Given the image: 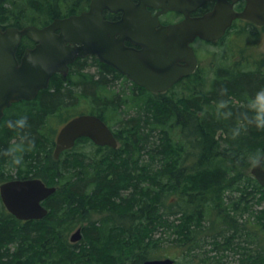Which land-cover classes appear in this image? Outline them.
Segmentation results:
<instances>
[{"label": "trees", "instance_id": "obj_1", "mask_svg": "<svg viewBox=\"0 0 264 264\" xmlns=\"http://www.w3.org/2000/svg\"><path fill=\"white\" fill-rule=\"evenodd\" d=\"M89 2L0 0V26H40ZM28 42L20 41L17 58ZM263 62L220 68L206 88L186 78L171 95L129 87L127 95L103 65L98 77L53 76L32 100L5 109L0 153L21 135L33 141L26 168L10 179L36 176L57 188L41 219L19 220L0 200V264H141L171 246L183 264H264V187L249 171L259 158L264 168V125L255 119L264 106ZM73 88L113 127L117 148L81 137L54 159L53 116L76 106ZM20 117L23 129L9 127ZM14 167L0 154V175ZM77 227L81 241L72 243Z\"/></svg>", "mask_w": 264, "mask_h": 264}, {"label": "water", "instance_id": "obj_2", "mask_svg": "<svg viewBox=\"0 0 264 264\" xmlns=\"http://www.w3.org/2000/svg\"><path fill=\"white\" fill-rule=\"evenodd\" d=\"M169 1L168 8L184 12L185 17L178 23L156 30L154 27L158 21L150 16L146 0H137L136 3L133 0H90L86 10L54 18L43 27L33 24L21 28L0 26V121L5 108L20 100L33 99L40 88L47 86L53 72L65 74L67 63L77 56L91 53L118 68L120 64L139 67L153 62L145 54L156 49L183 50L190 59L178 74H172L170 78H131L152 91H163L177 81V77L192 72L196 67L197 60L190 46L195 38L219 39L235 18L264 26V0H245L240 11L233 9L238 0H218L210 11L196 17H190L189 10L196 9L205 0ZM105 9L121 11L122 17L117 21L104 20ZM147 27L150 29L145 30ZM55 29L60 30L58 35L54 33ZM22 36L36 44L17 59L16 50ZM125 39L141 49L135 51V48L126 47ZM80 137H88L101 146H117L112 131L100 117L79 114L58 130L54 157L58 158L60 152L71 148ZM250 173L264 187L261 158L250 168ZM54 191V186L45 185L39 178L14 179L0 184L4 207L20 220L43 218L48 211L41 201ZM80 238V228H77L70 240L73 242ZM141 264H174V259L169 256L150 258Z\"/></svg>", "mask_w": 264, "mask_h": 264}, {"label": "flooded vegetation", "instance_id": "obj_3", "mask_svg": "<svg viewBox=\"0 0 264 264\" xmlns=\"http://www.w3.org/2000/svg\"><path fill=\"white\" fill-rule=\"evenodd\" d=\"M133 1L135 3L137 2V0H133ZM217 1L218 0H205L196 9L189 10L188 15L190 17H196L199 15H202V14L210 11L214 7V5L216 4ZM146 2H147V10L150 13V16L156 17V19L158 21V25L154 27L155 30L159 29L161 26H167L170 24L178 23L182 19H184V17H185L184 12H182L180 10H171L168 8V5L170 3L169 0H146ZM244 4H245L244 0H239L233 4V9L236 11H239L243 8ZM122 14L123 13L121 11L111 12V11L105 9V10H103V19L109 20V21H117L122 17ZM61 17H64V16H60V17H56V18H61ZM52 19H54V18H52ZM52 19L49 22L42 24L40 26H44V25L50 23L52 21ZM246 23H247V21L244 19H238V18L234 19L230 29L234 25H237L238 26V32H240V31L244 30ZM251 25L256 27V29H258V28L263 29L264 28V26L254 25L252 23H251ZM149 29L150 28L147 27L145 30H149ZM54 33L58 35L60 33V30L55 29ZM24 38H28V37L23 36L21 38V40H23ZM196 40H201V39L196 38L191 43L195 57L197 59L196 67L194 68V70L192 72L177 77L179 79L177 81H175L172 85H170L165 91H159V92L152 91V90H150L144 86L137 84L131 78H170L172 76V74H178L182 70V67L184 65H186L188 63V60L190 59L189 54L185 53L183 50L171 51V50H167V49H156L152 52H149L150 54H145L146 58L152 59L153 62H150V65L147 63V64H145L143 66H139V67H135V66L130 67L131 65L120 64L119 65L120 68H118V67H115L113 65H110V64H107V63L101 61L97 57L96 54H91V53L86 54L85 56H77L71 62L67 63V68H66L65 74H63L60 71H55L50 75L48 86L50 85V81H51V78L53 76H57V78H61V79L81 78L80 71L88 72V73L98 77L101 74V71L99 68L101 66L105 65V66L110 67L112 69V73H113L112 78H115V82H116V84L113 85V87L116 88V90H118V91L122 92L123 90H125L126 94L130 95L131 92L127 91L128 87H129V88H132V90L134 89L135 92H137V91L143 92V90H147L153 94L164 95V94L170 93V95H171L172 94L171 92H176V90L181 88V87H179V88H175V87L181 86V84L185 81L186 78H205V75L203 74L205 72L203 71V69H200L198 51L193 46V44ZM35 44L36 43L33 40L29 39V42L21 48V54H20L19 58L25 53V51L27 49L33 48L35 46ZM124 45L126 47L135 48V51H139L141 49V47L138 45H132L127 39L124 40ZM130 56H131V54L129 53V57ZM81 68H83V69H81ZM47 87H42L40 89H44ZM137 87L140 88V90H137L136 89ZM186 87H187V85H186ZM126 100H127L126 101L127 106H134L133 103H131L132 102L131 99H126ZM125 106L123 105L122 107H125ZM54 144H55V141H54ZM59 156H58V158H59ZM30 177H36V176H30ZM45 200H46V198L42 201V204L46 207V205L44 204Z\"/></svg>", "mask_w": 264, "mask_h": 264}, {"label": "rangeland", "instance_id": "obj_4", "mask_svg": "<svg viewBox=\"0 0 264 264\" xmlns=\"http://www.w3.org/2000/svg\"><path fill=\"white\" fill-rule=\"evenodd\" d=\"M27 24L30 23H25L24 25ZM193 46L198 51L200 69H203V71L205 72L203 73L205 75V78H201L205 84L201 83V86L206 88L208 86L210 78H212L216 70H219L220 68L233 69L236 66H240L241 69L244 70L245 68H248L251 64H253L256 58L264 59V28H247L242 32H238L236 29L230 30L222 41H216L211 44H207L204 41H196L194 42ZM70 81H73V79H70ZM182 86H184V84H181V86H177L175 88H179ZM73 90L74 91L72 94L76 97L74 101L76 106H70L68 112H66V110H63V115L66 114L64 116H68V118L75 114L91 112L90 108L85 106L87 100L82 99V97H78L81 96L80 94L82 92H80V90H78L77 88H73ZM63 115H61V117L58 115L53 116L54 119L52 124L55 128V133L64 122L63 120L65 117L63 118ZM82 149L88 150L91 149V147H82ZM16 168H12L7 174L4 173L0 175V184L6 180H9L11 176H15V173L26 167L24 166V164H22L20 165L19 169ZM40 172H42V170H40ZM80 241L81 239L76 242ZM167 248L171 253L165 255L170 256L174 259H176L175 256L179 255L178 259L180 260V262L178 264H183L181 262L183 257L181 255L182 252L181 254H179V252L173 254V252H176L175 248L172 246Z\"/></svg>", "mask_w": 264, "mask_h": 264}, {"label": "clouds", "instance_id": "obj_5", "mask_svg": "<svg viewBox=\"0 0 264 264\" xmlns=\"http://www.w3.org/2000/svg\"><path fill=\"white\" fill-rule=\"evenodd\" d=\"M258 98H264V89L258 93ZM255 119L264 125V106L256 114ZM9 127L23 129L26 125V117H20L15 122L9 120ZM33 147V141L25 134L19 137L17 142L9 145L8 148L2 150L3 156H5L10 165H22L24 162V154L31 150Z\"/></svg>", "mask_w": 264, "mask_h": 264}]
</instances>
